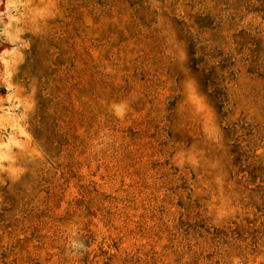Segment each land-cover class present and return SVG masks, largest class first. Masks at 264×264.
<instances>
[{
	"label": "rangeland",
	"instance_id": "1",
	"mask_svg": "<svg viewBox=\"0 0 264 264\" xmlns=\"http://www.w3.org/2000/svg\"><path fill=\"white\" fill-rule=\"evenodd\" d=\"M0 264H264V0H0Z\"/></svg>",
	"mask_w": 264,
	"mask_h": 264
}]
</instances>
